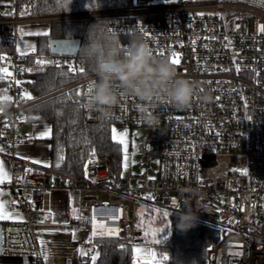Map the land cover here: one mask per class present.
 Wrapping results in <instances>:
<instances>
[{"label": "built area", "instance_id": "1", "mask_svg": "<svg viewBox=\"0 0 264 264\" xmlns=\"http://www.w3.org/2000/svg\"><path fill=\"white\" fill-rule=\"evenodd\" d=\"M131 1L109 9L29 14L35 0H0V29L13 27L14 47L0 62L12 73L0 83V105L7 104L0 111V154L9 157L7 184L22 212L21 220L2 224V250L44 264L37 225L41 214L52 218L51 194L62 189L69 192L75 214L57 225L88 250L146 241L135 214L141 204L169 215L189 208L213 225L216 239L206 249V264H264V0ZM89 19H104L107 32L125 36L122 51L140 37L158 58L177 59V74L197 85L190 106L177 109L161 100L145 113L136 98L117 87L119 102L105 118L86 107L95 73L23 99L31 95L26 58L35 57L37 66L42 61L36 48L22 50L25 25ZM53 62L79 69L76 54H56ZM72 87L82 89L88 123L116 122L125 130L151 126L139 153L145 164L155 159V173L143 166L123 174L109 157L97 156L86 159L82 176H73L15 154L28 107Z\"/></svg>", "mask_w": 264, "mask_h": 264}, {"label": "trees", "instance_id": "2", "mask_svg": "<svg viewBox=\"0 0 264 264\" xmlns=\"http://www.w3.org/2000/svg\"><path fill=\"white\" fill-rule=\"evenodd\" d=\"M35 1L36 8L29 11V14L109 9L132 4L131 0H95V4L93 0H71L68 6H64L65 0ZM106 25L107 21L104 19L53 22L46 33L39 34L35 48L38 57L45 63L37 66L35 57L28 56L24 71L31 96L49 94L80 77L94 73L97 58L101 55L113 52L122 54V44L126 37L114 34L113 40V33L106 31ZM12 29L11 26H3L0 29V57L11 55L13 52ZM51 38H75L80 41L76 58L79 68L85 69L83 73L79 70L69 71L68 67L58 66L53 62L56 54L50 51ZM93 46L97 50L91 52ZM49 61L51 63H48ZM26 120L51 124L50 162L47 165L51 169L63 174L82 176L86 159L97 156L109 157L117 169L120 167L122 146L112 138L111 122L88 123L84 120L83 93L80 87L58 92L31 105L27 109ZM3 132V127L0 126V139ZM177 215H172L166 238L160 239L154 247L157 256L162 260L161 264H206V249L216 239L215 227L197 219L194 227L180 231L176 228ZM99 248L98 264H137L131 246ZM165 256L168 257L166 261L163 260Z\"/></svg>", "mask_w": 264, "mask_h": 264}, {"label": "clouds", "instance_id": "3", "mask_svg": "<svg viewBox=\"0 0 264 264\" xmlns=\"http://www.w3.org/2000/svg\"><path fill=\"white\" fill-rule=\"evenodd\" d=\"M93 71L97 79L89 88L86 107L100 111L105 118L119 102L117 87L120 94L136 98L145 113L161 100L177 109L187 108L197 92L192 80L179 76L175 66L155 56L148 42L140 37L131 39L122 54L113 52L98 57ZM0 109L6 110L7 104L0 105ZM146 118L152 119L151 115ZM197 219L185 208L177 215L176 228L187 231Z\"/></svg>", "mask_w": 264, "mask_h": 264}, {"label": "crops", "instance_id": "4", "mask_svg": "<svg viewBox=\"0 0 264 264\" xmlns=\"http://www.w3.org/2000/svg\"><path fill=\"white\" fill-rule=\"evenodd\" d=\"M31 25V24H30ZM26 26L25 30L28 37L24 39L21 44L25 45L30 40L31 36L36 37L39 34L46 33L49 26L46 24H34ZM40 29L37 32V29ZM45 128L51 129L49 122H31L25 120V123L20 130L22 134V141L16 143L14 146L15 154L27 161H39L40 165L47 166L50 162V140L49 137L40 139L37 138L39 133ZM0 162L4 164L5 171L10 175V160L7 155L0 154ZM34 163V162H33ZM8 180L0 183V201L5 202L6 211L13 213L9 218L0 219V229L2 224L7 221H18L22 219V212L16 204L15 196L8 187ZM54 199L52 201L53 215L52 219H48L45 215H40V224L37 225V233L42 246L43 255H47V260L44 259V264H68L71 259V264H93L92 256L89 254L81 255L78 248L71 237L69 231L59 228L57 223L61 221H69L73 218L75 211L71 208L69 203V192L66 190H54ZM42 216V217H41ZM58 228L60 230H58ZM78 244V243H77ZM89 256V257H88ZM94 264H98L97 257H95ZM0 264H30L23 258L9 254L0 248Z\"/></svg>", "mask_w": 264, "mask_h": 264}, {"label": "rangeland", "instance_id": "5", "mask_svg": "<svg viewBox=\"0 0 264 264\" xmlns=\"http://www.w3.org/2000/svg\"><path fill=\"white\" fill-rule=\"evenodd\" d=\"M29 25L30 24L25 25V27ZM31 25H34V24H31ZM39 31L40 29L38 28L37 32ZM30 36H31L30 40L27 41L25 45L23 44L24 47L22 48V50L24 51H30L32 49L30 46L32 45L35 46V41H34L35 36L33 35H30ZM150 127L151 126L148 124H137V125H134L132 128H127L125 130L120 124L116 122L111 123L110 129H111L112 138L114 135L117 138L116 140L123 138L127 144L126 150H125L124 145L121 144L122 157H121L120 167L117 169L120 173L124 174L127 170H137L138 172H140L143 166H147L149 171L155 173L156 171L155 159L150 160L148 164H145L142 161L141 154L139 153L140 143L148 142V132L150 130ZM113 129L116 130L115 133L113 132ZM124 132L127 133V136L121 137V133H124ZM51 199L53 201L54 193L51 194ZM158 209L160 211H157ZM164 211L165 210L160 209L158 207L154 209L153 207H145L141 204L138 205L136 212H135L137 227L139 231L141 232L142 238L146 241L139 242L131 246L133 258L135 260H137V254L133 251L135 248H139L143 250L141 255H143V252H154L156 254L154 247L158 244L157 241L164 238L168 234L169 232L168 227L171 222L172 215H168L167 217H165L163 215ZM132 212L133 211H131V214ZM61 222H65V221H61ZM58 230L60 229L58 228ZM154 230H163V231H156V234L153 235L152 233ZM75 245L78 248L80 253L81 251H83L84 253L89 254L92 257L93 256L97 257L100 253L99 247H95L93 250H88L84 244L75 243ZM155 259L161 260L159 259L157 254L155 256Z\"/></svg>", "mask_w": 264, "mask_h": 264}, {"label": "snow or ice", "instance_id": "6", "mask_svg": "<svg viewBox=\"0 0 264 264\" xmlns=\"http://www.w3.org/2000/svg\"><path fill=\"white\" fill-rule=\"evenodd\" d=\"M70 3H71V0H65V5L64 6H68ZM93 4H95V0H93ZM89 6H92V5H89ZM114 39H115V37H114V34H113V40ZM30 47L32 48L33 51H35V46L34 45H32ZM96 50L97 49L94 46L90 49L91 52H94ZM21 54L23 55V53H21ZM161 55H163V54H161ZM0 59H4V57H0ZM44 63H45L44 61H40V60L37 61V64L43 65ZM48 63H51V62L49 61ZM171 63L173 65H177L179 63V61L177 59L173 58L171 60ZM68 68H69V71H73V72L77 70V69L73 68L71 65H69ZM78 70L81 73H83L85 71V69L83 67H80ZM111 70L114 71L115 69L113 68ZM0 73H3V75H0V80L7 79V78L12 76V73L9 72L7 70V68H0ZM15 83L17 85H19L22 82L20 80H16ZM22 98L25 99V100H30V99H32V96L29 93H25ZM3 99H11V98L10 97H4ZM0 111H2V109H0ZM115 131L116 130L113 129L114 133H115ZM50 135H51V129L50 128H45L43 131H41L39 133V136L37 138L44 139V138L49 137ZM125 136H127L126 132L121 133V137H125ZM113 139L114 140L117 139L115 135L113 136ZM117 142L122 144V145H124L125 150L127 149L126 141L123 138L117 140ZM33 162L34 163H39V161H33ZM5 180L10 181L11 177H10L9 173L7 171H5L4 164L2 162H0V183H3ZM157 211H160V210L158 209ZM11 215H13V213H10V212L6 211L5 202L0 201V219L9 218ZM163 215L165 217H167L169 215V213L167 211H164ZM156 231H163V230H154L152 234L155 235ZM159 242L160 241H157V243H159ZM133 251L137 254V264H161L160 260H156L155 259L156 254L154 252H143V255H141L143 250H141L139 248H135ZM81 255H86V253L81 251ZM47 258H48L47 255L44 254V259L47 260ZM95 259H96L95 256H93L92 257L93 264L95 262ZM167 259H168L167 256L163 257V260L166 261Z\"/></svg>", "mask_w": 264, "mask_h": 264}, {"label": "water", "instance_id": "7", "mask_svg": "<svg viewBox=\"0 0 264 264\" xmlns=\"http://www.w3.org/2000/svg\"><path fill=\"white\" fill-rule=\"evenodd\" d=\"M50 51L53 54H76L80 47V41L78 39H57L51 38L49 40ZM2 244V230L0 229V248ZM28 261L27 258H24ZM68 264H71V259L68 260Z\"/></svg>", "mask_w": 264, "mask_h": 264}]
</instances>
